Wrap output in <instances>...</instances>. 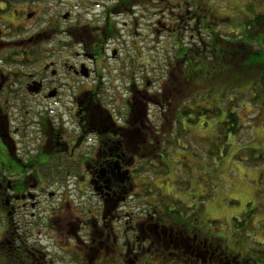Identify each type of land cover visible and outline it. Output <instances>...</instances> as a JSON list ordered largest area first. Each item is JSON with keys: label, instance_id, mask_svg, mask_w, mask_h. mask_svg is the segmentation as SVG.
Segmentation results:
<instances>
[{"label": "flooded vegetation", "instance_id": "1", "mask_svg": "<svg viewBox=\"0 0 264 264\" xmlns=\"http://www.w3.org/2000/svg\"><path fill=\"white\" fill-rule=\"evenodd\" d=\"M89 1L98 13L87 20H53L52 62L0 52L4 235L46 241L41 264H250L218 249L219 239L202 241L196 222L154 217L171 190L153 192L141 172L172 168L173 102L183 93L172 91L175 64L167 52L163 62L154 52L124 54L119 0ZM27 41L42 48L40 36ZM32 62L40 68L26 69Z\"/></svg>", "mask_w": 264, "mask_h": 264}, {"label": "rangeland", "instance_id": "2", "mask_svg": "<svg viewBox=\"0 0 264 264\" xmlns=\"http://www.w3.org/2000/svg\"><path fill=\"white\" fill-rule=\"evenodd\" d=\"M85 1L89 0H34L29 7L25 0L11 1L10 8L0 12V31L2 35H5V37L1 35L0 43L3 41L7 43L0 48V52L8 49L11 57L17 58L16 60L19 62L25 50H29L33 54L34 52L40 53L48 58L47 61L52 62L50 60L53 58V49L58 46L57 43L51 42L53 20L62 19L66 13H69L74 21L77 16L82 17L81 20L85 21L88 19L86 16L91 13L97 14L98 11L92 8L91 2L85 4ZM173 1L182 3L179 0ZM189 2L198 5L195 15L206 23L208 21V27L210 24L214 25V32H217L218 35L222 34L226 38L234 32H241L243 38L247 39L244 33V23L264 10V0H189ZM82 5L84 6L82 7ZM184 7L186 8L183 9V12L190 9L192 4H186ZM171 9H174L172 4L160 1L148 9L135 7L131 11L124 8L121 17L122 23H119L123 46L121 43L119 50L130 55L136 52L138 56L140 54L147 56L150 52H154L156 58L162 59L163 62L162 54L165 52L174 60L175 37H177L175 43L180 40L185 45L197 42L190 39L192 33L190 30L179 29L180 31L174 32L166 29L169 26L173 27L172 19L176 18L174 13L170 14ZM159 20L160 24H158ZM69 23L73 24V22H67V24ZM81 25H83L82 22ZM211 33L212 30H201L204 38H209ZM35 36L41 37L42 48L37 49L36 45L27 41L30 37L34 38ZM259 39L261 40L260 44L257 41L253 44L250 42L249 45L256 48L258 55L262 56L264 55V36ZM62 41L60 39L59 44ZM259 59L256 60L252 54L247 63L263 62L264 56L263 59ZM3 60V57H0V62ZM33 62L26 69L40 68L36 67L38 64L34 65ZM215 63L207 65L199 63L196 70H198L199 78L212 77L214 74L218 77L220 72L223 73L219 75L221 79L218 82L207 81L202 87L183 92L181 96L178 95L183 102H187V109L193 110V108L202 106L219 107L223 93L232 91L240 94L247 93L257 79L258 73H255L256 76H252L254 70L251 68L243 74L234 75L228 72L230 65H225L226 72H222L225 71V68H221L217 62ZM1 67L3 65L0 64ZM176 68H179L178 63L175 64L171 83L180 87L183 75ZM242 76L245 77L242 78ZM235 85L238 86L233 87ZM208 90L210 93L208 92L206 95ZM202 93L205 94L202 95ZM175 111L173 108V114ZM194 115V113L184 115L187 124L185 129L188 130V134H183L184 137L180 136L182 142H179L177 146L170 145L168 148L170 151L168 161L171 160L172 168L159 171V173L152 171V168L141 172L145 175L148 173L149 177L145 182L155 184L153 192L157 187L164 194H168L171 190L170 199L163 202L165 212L159 204L158 212L156 210L153 212L154 217L157 218L155 213L159 214V218L164 216L161 215L162 213H165L181 219L179 222L185 225L188 222H196L202 241L210 240L213 237L214 243L217 244L216 239H219L222 245L218 249L225 248L228 255L233 253L231 256L235 259L237 257L239 260L249 261L250 264H264V166L259 169L251 167L249 169L244 167L243 162L235 159L237 153L242 152L243 148L247 149L245 154H249V149L256 150L257 154H264V112L256 108L253 109L249 105L241 108L239 115L244 122V128L251 130V137L243 135V144H239L237 138L230 137L231 146L227 156H225L227 146L216 141V127L219 122L223 121V118L221 120L201 119L199 122H192L195 118ZM176 129H179L178 125ZM174 135L181 134L175 133ZM181 145L187 149L185 150ZM245 154L241 153L240 155L244 158ZM174 158H177L178 161L174 162ZM175 179L176 182L173 184ZM158 190H156L157 193H159ZM159 199L157 200L161 201V196ZM181 204H184V208ZM145 207L150 210L152 208L147 205ZM5 228H7L5 221L0 217V257H5L8 247H11L8 240L13 236L11 233H15L10 230L9 234L5 236ZM191 228L190 226L187 229ZM26 239L30 249L38 247L42 250L46 248V241L41 243L36 236H27ZM207 249L208 247H202L203 252H206ZM49 251L50 249L44 253L49 254ZM153 255L155 256V254ZM222 256L227 257L225 252H222ZM45 260L50 261V258L47 256ZM218 263L225 264L224 257L220 262L214 260V264ZM0 264H4L1 258Z\"/></svg>", "mask_w": 264, "mask_h": 264}, {"label": "trees", "instance_id": "3", "mask_svg": "<svg viewBox=\"0 0 264 264\" xmlns=\"http://www.w3.org/2000/svg\"><path fill=\"white\" fill-rule=\"evenodd\" d=\"M11 1L13 0H0V12L8 10V7L10 8L9 5ZM25 1L27 2L29 7L34 0ZM157 1H160L162 3H170L172 4V6H174V9H171L169 12L170 14L174 13L176 15V18L172 19L174 24L173 27L169 26V29L173 30L174 32H178L180 30H190V32H192L190 35V39H193L192 41H197L190 45H185L181 40V42L177 41L178 43H175L177 40V37H175L173 46L174 60L172 61H174V64L178 63L179 68H176V70L180 71L181 75H183L182 87L172 85V91L175 94L176 92L180 94V91H183L184 93L186 91L189 92L195 88L202 87L207 81L218 82L221 79V77H219L220 74H223L221 72L219 73L218 77L214 74L212 77L199 78L198 70H196V68L198 69V65L200 64L207 65L212 62L216 64L215 62H217V64H219L221 68H225V71L222 72H226L227 67L225 65H230L228 66L230 70L228 72L233 73L234 75L243 74L249 68L254 70V75L252 76H256V74L258 73L254 85L247 93L240 94L235 93L234 91L228 92L226 94L223 93L221 106L219 107L215 106L207 108L202 106L193 108V110H191L187 109V102L181 104L183 103L181 97H178L176 102H173V105L177 108L174 107L176 111L172 115V134L170 144L173 146H177L179 142H182V140H180V136H183V134H188V130L185 129L187 124L185 122L184 115L186 114H195L194 120H190L192 122H199L201 119L221 120L223 118V121L219 122L216 127V141L221 142L222 144H225L227 146L225 150V156H227L229 147L231 146L229 140L230 137L237 138L239 144H243V135L246 134L248 137L251 135V130H247L244 128V122L239 115L241 108L243 106L249 105L253 109L256 108L264 112V60L263 62L255 61V63L253 64L247 63V60L252 54L254 55L256 60H258L259 58L263 59L264 56L258 55L257 49L253 48V46L250 47L249 45L250 42L252 44L253 42L257 41L259 44L261 43L259 37L264 36V10L261 13L257 14L253 19L247 20L244 23V33L246 34L247 38L244 39L241 32H234L228 38L222 36V34L218 35L217 32H214V25L210 24V27H208V21L206 23V21L204 22L199 16L195 15V12L197 11L196 6L198 7V5L196 3H190L189 0H179L182 1V3H177L173 0H119L118 4L116 5H119L118 9H122V11L124 8H128L129 10H131L135 7L148 9L149 7L155 5ZM186 4H192V7L183 12V9L186 8L184 7ZM218 20L220 19L218 18ZM219 22L217 23V25L219 24ZM203 29H206L207 31L212 30V35H210L209 38H204V34H201V30ZM243 77L245 76H242V78ZM237 86L235 85L233 87ZM208 92L209 90L206 92V95L208 94ZM204 94L205 93H202V95ZM177 125L179 129H176ZM245 130L249 133H247ZM175 133L181 135L176 136L174 135ZM181 147L185 148L182 145ZM186 149L187 148H185V150ZM242 150V152L237 153L235 159L243 162L244 167L249 169L250 167L253 169H259L264 166V154H257V151L252 149H249V154H245V151H247V149L243 148ZM241 153L245 154L244 158L240 155ZM167 199L169 200L170 198L161 197V201L159 202L162 203V206L163 202H166ZM182 207L184 208V204L182 205ZM26 238L27 237L24 236L20 239H18L17 237L9 239L12 242V247H8L7 251L5 252V257H0L4 264H41V261L43 259V255L40 254L41 249H38V247L33 249L28 248L29 243Z\"/></svg>", "mask_w": 264, "mask_h": 264}]
</instances>
